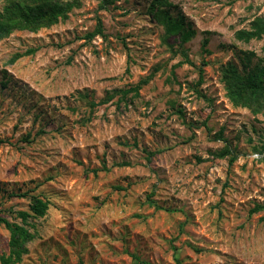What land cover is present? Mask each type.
Listing matches in <instances>:
<instances>
[{
	"label": "rangeland",
	"instance_id": "obj_1",
	"mask_svg": "<svg viewBox=\"0 0 264 264\" xmlns=\"http://www.w3.org/2000/svg\"><path fill=\"white\" fill-rule=\"evenodd\" d=\"M151 1L79 0L0 40V217L33 235L16 264H264V110L222 79L262 65L264 36L234 35L264 0H169L185 43ZM30 195L49 208L23 225Z\"/></svg>",
	"mask_w": 264,
	"mask_h": 264
},
{
	"label": "trees",
	"instance_id": "obj_2",
	"mask_svg": "<svg viewBox=\"0 0 264 264\" xmlns=\"http://www.w3.org/2000/svg\"><path fill=\"white\" fill-rule=\"evenodd\" d=\"M99 9L104 10L119 0H98ZM79 7V0H5V7L0 12V40L9 36L13 31L36 32L41 28H48L60 21H65L70 12ZM169 0H152L150 11L157 22L162 25L168 35H179L181 43H185L193 36V31H186L182 18H172ZM101 25L97 21L95 34H100ZM235 39L249 42L260 40L264 36V17H257L250 23L249 30H238L235 32ZM92 34L88 35L91 38ZM206 44V42H205ZM34 50H28L25 54H32ZM21 55L16 54L11 61H15ZM184 61L188 62L186 53L182 51ZM222 79L225 85L226 95L234 106L253 108L254 112L264 110V61L255 70L241 76L230 64L222 68ZM199 83L202 82V71L199 70ZM130 89L133 96L137 95L140 84ZM127 92H124L123 96ZM264 150V148L262 149ZM26 196V195H22ZM28 211H20L17 217L23 225L29 218L41 219L45 216L49 203L46 200L34 195L28 196ZM256 206L251 213L262 209ZM264 220V217H263ZM0 225H3L9 232L8 254L0 255L1 264H16L22 256L27 253L26 245L32 240L33 235L28 228L15 223H10L0 217ZM135 261L138 262L137 258ZM146 264V263H144Z\"/></svg>",
	"mask_w": 264,
	"mask_h": 264
}]
</instances>
